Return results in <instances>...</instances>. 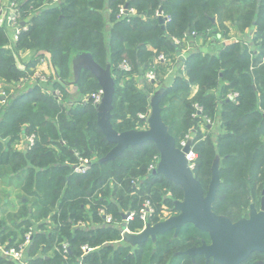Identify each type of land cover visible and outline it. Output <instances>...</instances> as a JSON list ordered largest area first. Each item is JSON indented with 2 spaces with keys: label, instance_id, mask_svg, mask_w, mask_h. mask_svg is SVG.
Here are the masks:
<instances>
[{
  "label": "trees",
  "instance_id": "obj_1",
  "mask_svg": "<svg viewBox=\"0 0 264 264\" xmlns=\"http://www.w3.org/2000/svg\"><path fill=\"white\" fill-rule=\"evenodd\" d=\"M11 4L20 14V32L12 42L8 24H0V81L18 85L33 74L40 59L49 57L54 70L50 85L66 97L70 93L62 81L69 78L72 57L88 54L103 69L111 67L112 124L120 133L147 129L151 96L167 86L160 103L163 120L178 147L192 140L197 155L193 172L205 192L219 161L221 185L214 212L235 223L248 216L252 204L260 205L264 0H11L8 7ZM126 6L127 14L120 16ZM161 7L165 28L157 16ZM5 11L4 15L7 7ZM229 26L237 29L239 40L213 50V41L230 39ZM186 36L183 46L175 45L174 39ZM197 38L211 40V49H194ZM187 45L191 49L180 60ZM30 50L37 56L22 70L17 57ZM161 55L165 61L158 62ZM124 62L130 71L120 68ZM149 72L155 73L154 82L146 78ZM195 86L199 90L192 97ZM100 90L95 76L83 70L78 91L82 97L89 95L86 104L65 107L52 96L36 97L34 92L12 96L0 108V189L3 183H15L19 209L11 215L12 230L0 221L1 243L17 246L33 229L29 264H218L207 263L203 256L193 261L183 254L209 242V236L193 225L177 236L171 231L137 247L120 243L125 213L138 211L149 200L155 208L149 224H157L167 211L178 214L175 204L183 200V190L150 172L159 159L154 146L132 147L115 161L99 163L114 148L97 124L91 95ZM23 134H34L37 140L34 148L20 153L15 146ZM80 158L93 160L85 176L73 174ZM105 216L112 217L110 224ZM79 222H85L87 229H75ZM143 227L138 219L128 225L131 231ZM64 244L69 253L63 252ZM85 246L93 251L84 255ZM53 248L52 258L31 260L41 250L48 256ZM0 264L17 263L0 254Z\"/></svg>",
  "mask_w": 264,
  "mask_h": 264
},
{
  "label": "water",
  "instance_id": "obj_2",
  "mask_svg": "<svg viewBox=\"0 0 264 264\" xmlns=\"http://www.w3.org/2000/svg\"><path fill=\"white\" fill-rule=\"evenodd\" d=\"M128 10V6L125 7ZM159 23L165 28L163 8L158 11ZM214 22V20H213ZM24 26V23L21 24ZM78 77L82 70L91 72L97 79L102 91V100L97 106V124L108 143L114 148L100 163L115 161L129 148L154 146L160 156L158 167L153 175H163L167 180L181 187L183 200L175 204L178 214L157 224H148L138 235L126 233L124 242L131 246H140L158 235L174 231L177 236L187 225H193L200 232L207 234L210 244L204 242L199 247L191 248L183 254L195 260L198 256L206 261L218 264H243L254 253L264 254V192L259 206H250L248 218L232 222L228 217L217 215L213 210L218 189L221 185L219 161L212 170V178L205 192L190 168L186 155L192 148V140L180 149L175 138L170 134L162 117L160 106L163 89L151 98V112L147 119L148 128L129 132H117L112 124V112L115 100V81L111 67L103 69L88 54H80ZM124 220L127 216H123Z\"/></svg>",
  "mask_w": 264,
  "mask_h": 264
},
{
  "label": "built area",
  "instance_id": "obj_3",
  "mask_svg": "<svg viewBox=\"0 0 264 264\" xmlns=\"http://www.w3.org/2000/svg\"><path fill=\"white\" fill-rule=\"evenodd\" d=\"M54 2L57 3V2H59V0H54ZM7 9H8V12L6 15H4V13L6 12L5 9L0 10V24L4 23L6 21V24H8L9 28L14 31V39L13 40H14V42H16L18 39V34L20 32V28L18 26V19L20 17V14H19V11L17 9V6L14 4H11L10 7H7ZM127 12L128 11H126L125 8H122L120 11V16L126 15ZM130 12L132 14H135L134 10H131ZM157 16H159L158 13H157ZM196 36L197 35L195 33L192 34V37L196 38ZM187 37H189V36H186L184 38V40L174 39L175 45L180 46L181 44L185 43ZM185 57H186V55L184 54V51H183L179 55V59L182 60V59H185ZM157 61L158 62L165 61V57L163 55H161ZM120 68L124 71H130L131 70L130 66L126 62L122 63L120 65ZM152 75L151 74L149 75L150 79H154ZM30 81H34L37 84L44 85L49 93H53L56 96L59 95L58 92H56V91L53 92V90H49V89H51L49 87L51 82H52L51 77L42 75L38 72L34 73L29 78H26L23 82L19 83L18 86H21L22 84H26ZM5 96H6L5 91L0 88V100L2 98H4ZM236 97H237V95H233L231 97V99L235 100ZM91 98H92L93 103L96 106H98L102 100V91L100 90L98 93L92 95ZM196 109L198 111V115H200L202 112L201 108L196 106ZM36 140H37V138L34 134L30 135V136L25 135L24 141H25V145L27 146L28 150H31L32 148H34V146L36 144ZM187 142H188V140L181 142V147H179V148L180 149L184 148L186 146ZM186 157H187V161L189 163L190 168L192 170H194L195 160L197 159V155L193 151V148H191L190 153L187 154ZM159 161H160V156H159L158 161L154 165L150 166V169H149L150 172H153L157 169ZM92 164H93L92 161H90L88 159H81L80 158L78 163L73 168V174L79 175V176H85L90 171ZM101 214L103 215L104 213L101 212ZM154 214H155V208L153 207V205L151 204V202L149 200L144 201L141 208L138 211H129V212L125 213L123 216H127V219L124 220V218H123L124 227L121 231L120 243H124V235L126 233H129L132 235L141 234L146 229L147 225L149 224V219ZM164 215H165L164 220H167L170 217H172L174 215V213L167 211V212H165ZM105 219H106L107 224H110L112 222L111 216H105ZM136 219H138L140 222H142L144 224V227L139 231H131L128 228V225L130 222L135 221ZM164 220H162V221H164ZM74 228L86 230L87 225L85 224V222H79L74 226ZM33 238H34V230L32 229L24 235L23 242L17 246L9 248L7 245L4 246V245L0 244V254L5 258H9V259L13 260L17 264H29L26 260H27L28 251H29V248L32 244ZM62 248H63L64 253L70 252L69 246L67 244H64L62 246ZM82 251H83L84 255H87V254L91 253L93 251V249H90V248L85 246L82 248Z\"/></svg>",
  "mask_w": 264,
  "mask_h": 264
},
{
  "label": "crops",
  "instance_id": "obj_4",
  "mask_svg": "<svg viewBox=\"0 0 264 264\" xmlns=\"http://www.w3.org/2000/svg\"><path fill=\"white\" fill-rule=\"evenodd\" d=\"M10 1L11 0H2V9H5L6 7H8ZM8 33H9V36L11 38V41L14 42V40H13L14 39V31L9 29ZM198 42H199V45H197ZM205 42L206 41L202 38L196 39L193 43L195 46L194 49H196V50L201 49L203 51H207L208 49H211V47L206 45ZM188 48H190V47L188 46ZM212 48H213V50H216V49H214L215 48L214 46H212ZM184 53H185V51H184ZM36 56H37L36 50H30V51H27V52L21 54L19 57H17L18 67L22 70H25V66L28 65L29 63H31L35 59ZM79 56H80V53L72 57L71 65H70L69 78H67V80H65V81H62V85H64V87L70 93L69 96L65 97L62 94L61 90L53 89V87L51 85L49 86L51 88L49 90H53V92L56 91L59 93V95L56 96L53 93H49L44 85L37 84L34 81H30L26 84H22L21 86H18L16 84H7L3 81H0V88L2 90H4L6 93V96L0 100V108L5 107V105H7L9 103L10 98L12 96H20L23 94H27V93L31 94L34 92H35L34 96H36V97H43L46 95L52 96L53 99L58 104H61L65 107L75 108L76 106H79V105L81 106V104H86L89 100L88 99L89 95L82 97L78 91V84L80 82V76H81V74H80L78 77V74H77V70H78V67L80 64V61L78 58ZM33 71H34L33 74L38 72L42 75L51 77V79H52V75L54 74V70H53L52 66L50 65L49 57H46L44 59H40L38 64L36 65V67L33 69ZM175 71L176 70L172 71L170 73V76H168L169 77L168 82H171L172 78L174 77ZM160 89H163V87H160L158 89V91ZM193 89H192V92H193ZM96 111H97V106H96ZM203 131L205 132V130H203ZM24 137H25V134L22 135L21 141H19V143H17L15 146L16 151H18L20 153H25L28 150L27 146L25 145ZM88 160H90V159H88ZM90 161L93 162V160H90ZM99 163H100V161H99ZM12 184H13L12 186H9L8 184L3 183V187L0 189V221H5V228H7V231L12 230V228H13V226H12L13 225L12 224L13 218H11V215L14 214L15 212L17 213V211L19 210L18 209V203H17V201H18L17 200L18 190L14 187L15 183L13 182ZM2 190H4V191H2ZM262 198H263V196H262ZM262 198H261V200H262ZM23 202H26V199H23ZM86 212H87V215L89 217H91V214L89 213V209H86ZM48 222L49 221H46V224L49 226L50 224ZM15 224H16V222H15ZM89 225H90V227H92L93 224L91 225L89 223L88 227H89ZM0 244L4 245V246L7 245V244H2L1 241H0ZM124 244H127V243L124 242ZM133 247H137V246H133ZM54 248H55V246H54ZM54 248L51 251H49L48 256H44L43 250H41L38 253L34 254L33 255L34 257H31V260H34V258L36 260L37 258L42 257V256L45 258V260L52 258L54 255V251H55ZM43 249H44V247H43ZM28 252H29V256H30V250Z\"/></svg>",
  "mask_w": 264,
  "mask_h": 264
},
{
  "label": "rangeland",
  "instance_id": "obj_5",
  "mask_svg": "<svg viewBox=\"0 0 264 264\" xmlns=\"http://www.w3.org/2000/svg\"><path fill=\"white\" fill-rule=\"evenodd\" d=\"M164 16V15H163ZM159 17V16H158ZM214 22H215V20H214ZM230 28H231V26H229ZM198 39V38H197ZM237 40H239V38H238V31H237V29L236 28H231V32H230V39H226V40H223V39H220V41H221V43H217V42H215V41H213V44H214V47H216V48H214V49H219V47L220 46H222L224 43L225 44H229V43H231V42H234V41H237ZM206 43V45H208V46H212L210 43H211V40H208V41H206L205 42ZM197 45H199V42L197 43ZM180 46H183V44H181ZM218 47V48H217ZM184 49H183V51H185V53L184 54H187V52H189V50L191 49V48H188V45H187V47L185 46V47H183ZM178 58H179V56H178ZM152 75L153 76V78L154 79H150V76L149 75ZM149 81H155V78H156V76H155V73L154 72H149L148 73V75H147V77H146ZM169 78V77H168ZM168 80L169 79H167V82H168ZM160 87H158V89H159ZM194 89H193V94H192V97H194L196 94H197V92H198V90H199V88H198V86H195V87H193ZM157 89V88H156ZM158 89L155 91V93L151 96V98L158 92ZM161 90V89H160ZM99 92V91H98ZM98 92H96V93H98ZM96 93H94V94H96ZM94 94H92V95H94ZM148 118H149V116H148ZM147 118V119H148ZM208 124H212L209 120H207L206 121ZM211 126H209V128H210ZM190 138L192 139V138H194V134L193 133H191L190 134ZM185 141V140H184Z\"/></svg>",
  "mask_w": 264,
  "mask_h": 264
},
{
  "label": "flooded vegetation",
  "instance_id": "obj_6",
  "mask_svg": "<svg viewBox=\"0 0 264 264\" xmlns=\"http://www.w3.org/2000/svg\"><path fill=\"white\" fill-rule=\"evenodd\" d=\"M250 211V209H249ZM177 215V213H174L173 216ZM249 216V213H248ZM248 216L246 218H248ZM244 219V218H243ZM206 242V241H204ZM203 242V243H204ZM202 243V244H203ZM207 244H210V238H209V242H206ZM201 246V245H200ZM199 247V246H198ZM205 258V257H204ZM193 260V259H192ZM206 260V259H205ZM194 261V260H193ZM207 263H209L210 261H206ZM243 264H264V254L261 253H254L246 262H244Z\"/></svg>",
  "mask_w": 264,
  "mask_h": 264
}]
</instances>
